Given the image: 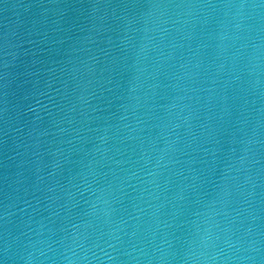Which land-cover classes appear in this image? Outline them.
<instances>
[{
    "label": "water",
    "instance_id": "water-1",
    "mask_svg": "<svg viewBox=\"0 0 264 264\" xmlns=\"http://www.w3.org/2000/svg\"><path fill=\"white\" fill-rule=\"evenodd\" d=\"M0 264H264V0H0Z\"/></svg>",
    "mask_w": 264,
    "mask_h": 264
}]
</instances>
